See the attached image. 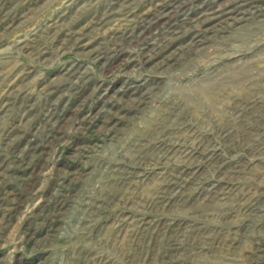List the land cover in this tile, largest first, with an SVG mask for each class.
<instances>
[{
  "label": "rangeland",
  "instance_id": "1",
  "mask_svg": "<svg viewBox=\"0 0 264 264\" xmlns=\"http://www.w3.org/2000/svg\"><path fill=\"white\" fill-rule=\"evenodd\" d=\"M0 264H264V0H0Z\"/></svg>",
  "mask_w": 264,
  "mask_h": 264
}]
</instances>
